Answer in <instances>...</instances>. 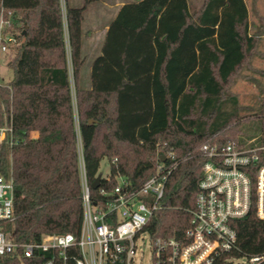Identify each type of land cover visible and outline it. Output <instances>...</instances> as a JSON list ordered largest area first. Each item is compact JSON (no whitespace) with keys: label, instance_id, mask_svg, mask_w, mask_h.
<instances>
[{"label":"trees","instance_id":"16d2710c","mask_svg":"<svg viewBox=\"0 0 264 264\" xmlns=\"http://www.w3.org/2000/svg\"><path fill=\"white\" fill-rule=\"evenodd\" d=\"M1 2L14 11L19 39L10 53L14 79L0 86V125L12 123L15 139L0 146V174L14 178V237L26 242L48 233H80L81 151L97 195L92 185L103 160L110 179L103 177L101 186L112 188L128 174L142 184L174 147L185 158L168 177L161 208L146 230L183 239L203 178L201 145L240 143L241 112L252 109H243L238 95L227 91L256 48L246 0H205L195 14L188 0L125 3L92 63L89 88L80 80L86 6L66 1L64 15L61 0H0V7ZM257 104L251 114L262 121L264 141V96ZM252 178L256 187L254 173ZM232 226L238 247L219 264L264 254L256 198ZM0 264L25 263L4 256Z\"/></svg>","mask_w":264,"mask_h":264},{"label":"built area","instance_id":"2783aa9c","mask_svg":"<svg viewBox=\"0 0 264 264\" xmlns=\"http://www.w3.org/2000/svg\"><path fill=\"white\" fill-rule=\"evenodd\" d=\"M61 1L65 15V0ZM17 34L14 11L7 10L1 2L0 64L6 60L11 65L10 53L19 44ZM260 137L252 139L248 146L235 141L224 146L209 142L201 145L206 158L203 178L183 239L154 237L146 230L161 208L168 177L185 158L174 147L162 155L165 160L157 164L156 173L144 183L140 184L134 174L118 176L112 188L100 182L97 195L92 194L81 151L84 217L78 235L48 233L39 241L17 240L9 229L17 219L14 178L0 174V257L14 256L25 264H140L138 258H143L145 251L138 243L145 240L147 233L151 264H219L223 254L237 249L232 222L250 212L254 198L257 215L264 219V141ZM14 142L12 123L0 125V146ZM101 176L110 179L109 170ZM244 257L249 264H264V254ZM238 258L242 257L226 258L224 264Z\"/></svg>","mask_w":264,"mask_h":264},{"label":"rangeland","instance_id":"374dc122","mask_svg":"<svg viewBox=\"0 0 264 264\" xmlns=\"http://www.w3.org/2000/svg\"><path fill=\"white\" fill-rule=\"evenodd\" d=\"M92 1L94 0L90 2ZM90 2H87V0H78L74 5L83 7L86 3L88 4ZM188 2L191 13L195 14L201 9L205 0H188ZM246 3L249 9V34L254 37L256 48L249 55L244 66L231 78L230 83L227 85V91L238 95L240 105L243 109L252 107L249 112H241L242 122L239 125V131L237 133L240 141L248 146L252 139L260 137L262 134L261 119L251 113L258 111L257 103L264 96V55L260 58L255 56L256 52H264V48L262 47L264 44V0H246ZM94 6L99 7L100 2L96 1ZM259 47L262 48L260 49ZM14 76L13 66L9 65L6 60L2 61L0 64V80L2 84H9L14 79ZM108 170L109 164L105 159L101 163V172L105 175L108 173ZM144 238L145 240H140L138 244L140 249L143 248L145 252L143 258H138L137 262L140 264H151V249L147 233L144 234ZM231 264H249V262L246 257H242Z\"/></svg>","mask_w":264,"mask_h":264},{"label":"crops","instance_id":"0c3cea01","mask_svg":"<svg viewBox=\"0 0 264 264\" xmlns=\"http://www.w3.org/2000/svg\"><path fill=\"white\" fill-rule=\"evenodd\" d=\"M69 5L73 7H81L80 5H74L78 0H65ZM96 1L100 2L99 7H95ZM139 1H120V0H94L90 3H86L83 21V44L82 53L85 58V63L81 71V83L84 88L90 87V77L92 72L93 61L102 54L103 45L106 39L107 32L109 30L111 22L116 18L120 8L128 2ZM63 9V5H62ZM64 12V10H63ZM65 36L68 41L67 25L65 24ZM264 48V44L262 46ZM261 47V48H262ZM260 48V47H259ZM260 48V49H261ZM264 55V52H256L255 56L260 58ZM37 135L36 133L34 134Z\"/></svg>","mask_w":264,"mask_h":264},{"label":"water","instance_id":"95a60500","mask_svg":"<svg viewBox=\"0 0 264 264\" xmlns=\"http://www.w3.org/2000/svg\"><path fill=\"white\" fill-rule=\"evenodd\" d=\"M163 160H165V158H162ZM101 178L102 176L101 175H98L97 178L94 180L93 182V188L97 189L100 185V182H101Z\"/></svg>","mask_w":264,"mask_h":264}]
</instances>
